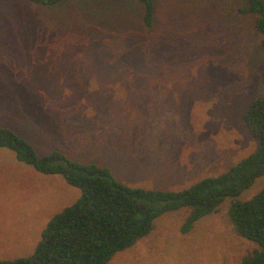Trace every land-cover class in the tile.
<instances>
[{"label":"rangeland","instance_id":"374dc122","mask_svg":"<svg viewBox=\"0 0 264 264\" xmlns=\"http://www.w3.org/2000/svg\"><path fill=\"white\" fill-rule=\"evenodd\" d=\"M0 0V126L39 156L53 151L109 169L130 188L181 191L227 172L258 148L244 115L264 96V49L246 0ZM226 199L191 231L189 209L107 264H239L257 246ZM80 196L0 149V261L32 254L47 223Z\"/></svg>","mask_w":264,"mask_h":264},{"label":"trees","instance_id":"16d2710c","mask_svg":"<svg viewBox=\"0 0 264 264\" xmlns=\"http://www.w3.org/2000/svg\"><path fill=\"white\" fill-rule=\"evenodd\" d=\"M53 6L62 0H27ZM143 5L142 22L153 24L154 0H137ZM254 16V28L264 49V0H246L237 10ZM244 122L258 148L227 172L206 178L181 191L130 188L115 180L109 169L79 164L53 151L39 156L33 146L13 130L0 126V149L11 151L16 162L43 175H59L80 191L79 198L54 216L27 257L2 260L0 264H107L114 256L147 237L154 220L165 213L189 209L181 233L213 212L229 198H236L264 177V96L254 99ZM236 234L257 249L239 264H264V189L247 201H234L229 208Z\"/></svg>","mask_w":264,"mask_h":264}]
</instances>
